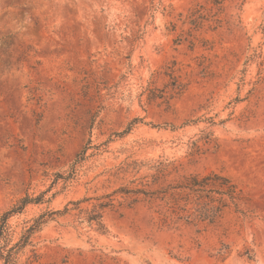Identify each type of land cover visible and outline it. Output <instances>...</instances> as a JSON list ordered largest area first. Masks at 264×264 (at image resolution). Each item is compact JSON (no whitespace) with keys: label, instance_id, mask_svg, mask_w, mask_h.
Listing matches in <instances>:
<instances>
[{"label":"rangeland","instance_id":"obj_1","mask_svg":"<svg viewBox=\"0 0 264 264\" xmlns=\"http://www.w3.org/2000/svg\"><path fill=\"white\" fill-rule=\"evenodd\" d=\"M212 171L245 214L120 193ZM43 192L33 264H264V0H0V215Z\"/></svg>","mask_w":264,"mask_h":264},{"label":"trees","instance_id":"obj_2","mask_svg":"<svg viewBox=\"0 0 264 264\" xmlns=\"http://www.w3.org/2000/svg\"><path fill=\"white\" fill-rule=\"evenodd\" d=\"M138 121V120H135ZM127 133V131L125 132ZM88 147L76 155L70 166L67 175L57 173L54 184L59 180L64 182L72 179L76 173V166L85 159ZM158 174L154 176L155 184L158 183L159 174L163 172L159 167ZM123 195H144L154 200L165 202L167 207L164 214L165 222L182 221L188 225H215L218 223L226 210L234 207L237 212L245 214L240 208L242 200V190L232 178L222 172L212 171L205 175H189L183 180L167 184L154 191H146L143 188H121ZM45 192L37 197H31L26 193L11 208L0 215V264H20L26 250L31 247V255L27 258L26 264H33L39 261V255L34 249V236L40 232L53 215L62 214V212H50L43 214L33 220L32 225L22 226L20 232L9 225V220L15 215H21L31 204L44 203ZM78 205L79 203H74ZM106 204H99L100 209ZM70 211L66 208L63 213ZM170 212V214H168ZM102 215L98 211H93L89 221H96L100 227H103Z\"/></svg>","mask_w":264,"mask_h":264}]
</instances>
